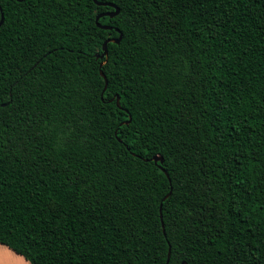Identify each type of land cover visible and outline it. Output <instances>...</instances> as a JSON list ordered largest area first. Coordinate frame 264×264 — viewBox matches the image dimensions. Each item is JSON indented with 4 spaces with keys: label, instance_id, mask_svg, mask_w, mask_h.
<instances>
[{
    "label": "trees",
    "instance_id": "1",
    "mask_svg": "<svg viewBox=\"0 0 264 264\" xmlns=\"http://www.w3.org/2000/svg\"><path fill=\"white\" fill-rule=\"evenodd\" d=\"M98 1L0 0V243L264 264V0Z\"/></svg>",
    "mask_w": 264,
    "mask_h": 264
},
{
    "label": "water",
    "instance_id": "2",
    "mask_svg": "<svg viewBox=\"0 0 264 264\" xmlns=\"http://www.w3.org/2000/svg\"><path fill=\"white\" fill-rule=\"evenodd\" d=\"M95 1H96L98 4H103V2H101V1H98V0H95ZM115 7H116V6H115ZM118 13H119V8L116 7V11H115L114 13H112L111 15L114 16V15H116V14H118ZM100 17H101V15H98V16H97V24H98V26H100V27H102V28H109L108 25H103V24H101V23L99 22ZM3 23H4V14H2V17H1V20H0V26H1ZM121 39H122V34H120V36H119L118 38H108V39L104 42V44H103V52H102L101 54L98 53V54L96 55L98 58H104V57H105V59L102 60V62H101V64H100L101 68H102V66H104V65L107 63V61H108V43H110V42L119 43V42L121 41ZM101 75H102V76L104 77V79H105V87H104V91H103V93H102V96H103L105 90H106L107 87H108V78H107V76L105 75V73H104V71H103L102 69H101ZM117 104L120 105L119 97H118V99H117ZM130 120H131V119H130ZM130 120H128L126 123H129ZM154 160H155L156 162H158V161L163 162V161H164L163 157H162V156H159V155L155 156ZM169 256H170V253H169ZM168 261H169V260H168Z\"/></svg>",
    "mask_w": 264,
    "mask_h": 264
},
{
    "label": "crops",
    "instance_id": "3",
    "mask_svg": "<svg viewBox=\"0 0 264 264\" xmlns=\"http://www.w3.org/2000/svg\"><path fill=\"white\" fill-rule=\"evenodd\" d=\"M13 258L18 264H30L24 256L16 253L10 247L0 243V264H12Z\"/></svg>",
    "mask_w": 264,
    "mask_h": 264
},
{
    "label": "rangeland",
    "instance_id": "4",
    "mask_svg": "<svg viewBox=\"0 0 264 264\" xmlns=\"http://www.w3.org/2000/svg\"><path fill=\"white\" fill-rule=\"evenodd\" d=\"M28 261V260H27ZM30 263V262H29ZM12 264H18L16 261H15V259L13 258V260H12Z\"/></svg>",
    "mask_w": 264,
    "mask_h": 264
}]
</instances>
